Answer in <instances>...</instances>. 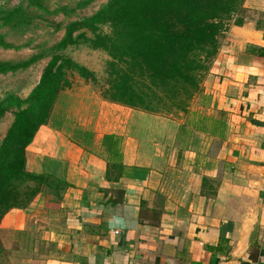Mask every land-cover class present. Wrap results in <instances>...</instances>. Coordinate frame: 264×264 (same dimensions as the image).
Instances as JSON below:
<instances>
[{
    "label": "crops",
    "instance_id": "crops-1",
    "mask_svg": "<svg viewBox=\"0 0 264 264\" xmlns=\"http://www.w3.org/2000/svg\"><path fill=\"white\" fill-rule=\"evenodd\" d=\"M241 16L185 112L135 110L90 85L58 94L25 167L67 188L3 216L10 264H264V0ZM255 208L256 237L235 256Z\"/></svg>",
    "mask_w": 264,
    "mask_h": 264
},
{
    "label": "trees",
    "instance_id": "trees-1",
    "mask_svg": "<svg viewBox=\"0 0 264 264\" xmlns=\"http://www.w3.org/2000/svg\"><path fill=\"white\" fill-rule=\"evenodd\" d=\"M244 0H107L89 16L68 22L53 46L37 84L23 99H0V119L12 121L0 141V226L13 208H25L39 192L59 198L67 184L48 174L29 172L25 148L47 123L61 91L72 88L76 73L95 86L94 73L64 53L85 44L106 53V87L99 96L135 110L171 116L185 112L200 89L230 25H241ZM3 24H18L20 7L4 11ZM106 26L108 32H103ZM0 45L7 44L0 40ZM0 62V73L25 68ZM224 241L226 239L223 238ZM249 257L254 259L253 253ZM0 264H10L0 241Z\"/></svg>",
    "mask_w": 264,
    "mask_h": 264
},
{
    "label": "rangeland",
    "instance_id": "rangeland-1",
    "mask_svg": "<svg viewBox=\"0 0 264 264\" xmlns=\"http://www.w3.org/2000/svg\"><path fill=\"white\" fill-rule=\"evenodd\" d=\"M107 0H0V62L17 64L33 58L25 68L0 73V99L6 94L25 98L37 84L53 46L63 36L65 25L89 16ZM20 7L18 24L4 25V11ZM103 32H108L106 26ZM64 53L73 61L85 66L96 76L95 86L76 73L71 74L72 88L90 85L98 93L106 87V53L93 50L85 44L68 47ZM15 110L6 111L0 119V141L6 133Z\"/></svg>",
    "mask_w": 264,
    "mask_h": 264
},
{
    "label": "water",
    "instance_id": "water-1",
    "mask_svg": "<svg viewBox=\"0 0 264 264\" xmlns=\"http://www.w3.org/2000/svg\"><path fill=\"white\" fill-rule=\"evenodd\" d=\"M258 224V209H253L244 219L238 241L237 250L235 251V256L244 255L249 247L252 245L255 237Z\"/></svg>",
    "mask_w": 264,
    "mask_h": 264
}]
</instances>
